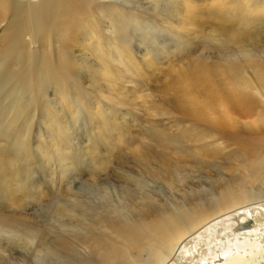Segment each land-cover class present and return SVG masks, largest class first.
<instances>
[{
    "label": "bare ground",
    "instance_id": "bare-ground-1",
    "mask_svg": "<svg viewBox=\"0 0 264 264\" xmlns=\"http://www.w3.org/2000/svg\"><path fill=\"white\" fill-rule=\"evenodd\" d=\"M160 1L0 0V20L6 19L0 28V33L3 34L1 41H6L5 44L0 43V195L3 197L0 203V235L7 236L10 233L27 241L38 240V229L13 212L16 211L23 192L25 193L22 189L25 182L23 171L30 169V160L33 157L26 137V129L33 112L45 111L46 118L52 124L50 142L46 146L40 144L39 148L46 162L54 159L61 170H69L71 165L80 164L73 146L71 129L62 125L66 124L65 121H60L54 110H45L46 97L40 96L43 89L52 85L61 91L60 94L65 93L67 90L63 82L66 75L62 77L59 73L74 70L75 74H80L83 69L80 62L83 55L95 49L96 45H101L105 35L112 43H116L121 33L120 28L121 31L130 29L134 34L144 29L146 23L138 20L133 13L142 7L154 14ZM226 1L232 5L245 2V5L253 6L256 13H264V0ZM125 5L128 11L116 12ZM255 17L256 14L248 15L247 21H253ZM124 22L130 28L124 26ZM71 33L84 38L78 44V51H74L75 46L68 50L62 45L63 38L66 35L70 37ZM220 38L224 39L221 40L223 44H234L240 51L239 57L225 58L221 69L205 64L184 72L179 78L183 98H186L184 101L198 111V116L204 122H212L214 126L226 127L231 124L234 121L231 114L255 112V124L262 130L264 62L261 54H264V40L259 46L260 43L257 42L260 40L246 31L223 32L218 37ZM261 47L259 51L258 48ZM246 70L249 75L245 73ZM102 72L104 74L103 69ZM216 72L226 80L224 86L213 83ZM107 74L109 76L103 80L109 84L115 77H112L113 73ZM13 76L19 81L10 93L7 92V85L11 83ZM25 84L31 85L28 87ZM19 86L23 87L17 93ZM34 90L39 95L37 100L29 98ZM44 94L46 96L47 91ZM80 110L72 107L71 119L81 116ZM114 128L118 131L117 125ZM186 135L187 132H184L178 137L188 141L190 138ZM97 137L94 135L88 140L91 145L86 148L87 154L95 150L90 148L96 145ZM150 139L161 152L142 149L134 153L132 160L140 168L143 177L157 179V182L160 180L169 188L178 187L181 184L178 182L184 181H180L182 160L180 163L177 159L173 161L169 152L189 157L197 165V169L203 168L214 159V154L205 147L202 149L204 152L193 156L197 153L183 150L177 138L169 137L163 131H155ZM236 144L232 177L223 179L208 199L188 201L187 206L170 205L172 208L150 210L135 219H101L99 224L104 227L103 233L89 232L85 227L87 232L76 234L74 239L57 237L56 241L46 243L40 238L37 245L40 253L43 257L73 264H264V133L257 140L240 137ZM112 166L111 160L105 158L100 166L92 167L88 171L89 179L94 185H98L99 181L96 180L106 176L105 172L111 170ZM116 174L125 175L120 171L114 176ZM132 180L139 183V180ZM114 182L108 186L117 190L119 187L113 185ZM139 185L144 184L140 181ZM166 185L164 186L167 187ZM108 188H101L105 196L109 193L106 191ZM123 189L126 188H122V191ZM32 191L29 190L30 193ZM35 193L34 199H40L43 195L38 191ZM116 195H119V199L120 194ZM125 200L126 198L123 201ZM118 204L122 205L121 202ZM109 207L111 208L110 205ZM141 208L143 207H139ZM104 211L107 212L106 209ZM80 215L82 216L81 213ZM125 215H128L127 212ZM79 246L82 252L78 249ZM193 255L196 256L194 260Z\"/></svg>",
    "mask_w": 264,
    "mask_h": 264
},
{
    "label": "rangeland",
    "instance_id": "rangeland-1",
    "mask_svg": "<svg viewBox=\"0 0 264 264\" xmlns=\"http://www.w3.org/2000/svg\"><path fill=\"white\" fill-rule=\"evenodd\" d=\"M245 4L243 2L232 5L226 0H161L154 14H151V10L139 7L140 11L136 9L133 15L146 23L144 29L134 34L130 29L121 31L120 28L121 33L116 43H112L105 35L101 45H96L95 49L83 55V60H80L83 68L80 74H75L74 70L59 73L62 77L66 75L63 82L67 90L65 93L60 94L61 91L52 85L43 89L40 96L46 97L45 110H54L58 119L65 121L66 124L62 125L71 129L73 146L80 164L71 165L69 170H61L54 159L46 162L39 148L40 144L46 146L50 142L52 124L46 118L45 111L33 112L26 129L33 157L30 160V169L23 171L25 182L22 189L25 193L23 192V197L13 212L38 229V240L31 242L10 233L7 236L0 235V264H73L43 257L37 246L38 241L42 239L51 243L57 237L74 239L76 234L87 232L86 228L89 232L103 233L104 227L99 224L101 219H135L150 210L187 206L188 201L208 199L223 179L232 177L237 141L240 137L257 140L264 133V129H259L255 124V112L231 114L234 121L226 127L204 122L198 116V111L184 101L186 98H183L179 78L195 66L206 64L214 69H221L225 58L239 57L240 51L234 44H223L221 40L224 39H218L223 32L246 31L260 40L256 41L257 44L260 43L259 46L262 45L264 13H256L253 6ZM125 7L126 5L118 8L116 12L128 11ZM253 14H256V22H248L247 16ZM4 22L6 19L0 20V28ZM123 25L128 27L127 22ZM2 35L1 32L0 43L5 44L6 41H1ZM68 37L66 35L63 38L62 45L68 50L75 46L74 51H78V44L84 41L82 35L71 33ZM258 49L260 51L262 47ZM261 55L264 62L263 52ZM107 72L113 73L112 77H115L109 84L103 80L109 76ZM248 72L246 70L245 73L249 75ZM18 81L13 76L11 83L7 85V92L11 93ZM212 81L223 86L226 84V80L218 72ZM30 85L25 84L28 87ZM23 86L17 88V93ZM44 91H47L46 96ZM31 95L29 98L32 100L39 98L35 90ZM72 107L81 109V116L71 119ZM116 125L118 131H115ZM155 131H163L167 136L177 138L183 150L197 153L193 155L195 157L204 152L202 149L205 147L214 154V159L203 168L197 169V165L189 157L169 152L173 161L177 159L178 162H183L180 181H184L178 182L181 183L179 188L175 186L170 189L160 180L157 182V179L143 177L132 157L142 149L159 152L160 149L150 139ZM184 132L190 138L188 141L178 137ZM94 135L98 136L96 145L90 150H95L87 154L86 148L91 145L88 140ZM105 158L111 160L113 166L105 172L106 176L96 180L100 185H94L89 179L88 171L92 167L100 166ZM113 168L115 171H112ZM118 171L125 175L114 176ZM132 179L139 180V183ZM140 181L144 185H139ZM113 182V185L119 187L117 190L110 187ZM102 187H109L106 189L109 192L107 196L101 190ZM120 187L126 189L122 191ZM29 190H33L32 193ZM34 191L43 194L40 199L33 198L36 194ZM121 192L126 195L122 193L121 197ZM116 193L120 194L119 199ZM2 201L3 197L0 195V203ZM120 202L122 205L118 204ZM119 208L124 214L118 211ZM9 210L10 208L7 209ZM126 212L130 217L125 215ZM78 249L82 252L80 246ZM192 258L194 260L196 256L193 255Z\"/></svg>",
    "mask_w": 264,
    "mask_h": 264
}]
</instances>
